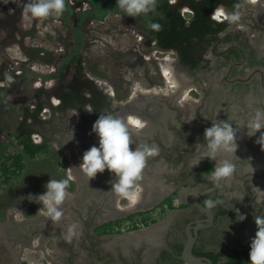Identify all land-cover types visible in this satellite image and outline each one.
<instances>
[{"label": "rangeland", "instance_id": "374dc122", "mask_svg": "<svg viewBox=\"0 0 264 264\" xmlns=\"http://www.w3.org/2000/svg\"><path fill=\"white\" fill-rule=\"evenodd\" d=\"M22 2L0 0V161L3 156L23 152V146L17 144L16 129L24 107L32 110L37 101L42 99L44 102L41 101L43 107L38 123L43 120L50 122L30 127L35 130L30 135L31 143H44L45 151L37 153L32 159H23V170L16 177L10 178L8 183H4L0 176V264H10V249L17 256L18 264H62L63 259H70L71 264H96L90 253L92 240L87 237L90 236L91 228L110 218V215L126 218L136 210L157 204L168 191L165 190V195H159L163 191V184H158V188L153 187L150 195L152 202L147 205L138 204L139 201L131 205L120 199L122 211L113 213L110 210L101 216L99 214V219L95 211H100V208L94 206L93 209V205L91 209L87 207V210L79 211V220L88 223L86 239L83 238L84 234L78 238L79 241L75 237L76 243L73 237L61 249L55 247L52 236H47L43 242L38 234L28 237L30 225L36 223V220L40 229H45L47 223L53 224L42 214L43 206L35 199L46 191L45 186L50 179L72 178L68 188L70 196L62 205L64 217L59 229L62 228L63 234L67 236L71 224H80L70 218L66 203L74 201L79 188H84L85 192L91 190L87 183L88 177L79 169V165L85 151L93 145L99 147L98 136L94 137L98 140H92L90 136V119L87 118L84 124L77 126L80 117L75 110L70 108L63 114L54 113L50 100L57 103L63 90L74 86V80L79 76L76 71L81 69L91 79L105 83L107 89L112 88L115 94L112 103L125 104L129 101L120 109L122 113L119 116H135L147 124L150 121L160 124L164 122L162 118L171 116L178 126L175 130L180 138L192 142L189 163L194 165L196 157L193 155L198 151L195 146L199 138L204 137L201 130L206 129L204 118L208 108L214 110L215 117L223 116L224 121L233 125L237 130V139L245 140L247 127L242 124L257 110L264 109V67H247L244 63L247 53L239 59H231L227 65H221L222 59L210 50L204 55L207 63L189 70L179 61L175 51L157 50L152 46L153 42L142 38L138 26L140 19L145 21L147 16H127L116 7V0H71V3L66 0L67 11L63 16L47 20H36L24 14ZM17 3L21 6H17ZM243 5L239 10L242 14L241 26L226 21L227 30L218 35L212 48L217 54L225 52L228 48L223 41L225 36L240 32L242 38L248 39L255 48L256 58L264 62V0H256L255 5L244 1ZM166 56L170 58L169 63L179 88H170L173 84H169L162 75V67L166 62L160 60ZM76 60L79 62L76 63ZM55 68L64 74L62 87L51 75ZM233 68L236 69L234 75L231 74ZM49 83L51 87L47 88ZM145 91L154 92V95L144 96L142 92ZM183 91L187 94L180 101ZM203 99L206 101L203 102ZM30 122L27 121V124ZM72 133L73 139L70 140ZM137 134H132L135 141L131 145L133 150L136 144L142 142L139 137L143 132ZM256 136L259 138L260 133ZM152 141L149 140L148 144L152 145ZM154 160L155 157L148 161L143 180L139 182L145 195L150 194L152 188L149 178L155 174L152 166L164 167L162 157L156 162ZM221 161L220 156L212 161L213 168ZM8 164H12L11 161ZM175 172V169L168 171L170 176ZM99 174L106 181L109 174L113 173L106 169L89 180H95ZM71 184L73 190H70ZM81 184L84 186L81 187ZM252 192L255 193V190L252 189ZM261 192L257 193V197ZM174 214L175 210L162 212L156 207L151 217L157 225L163 226ZM127 226L122 225L121 230L129 231ZM8 244H11L10 249L5 246ZM65 248L72 250V260L69 257L71 252H65Z\"/></svg>", "mask_w": 264, "mask_h": 264}, {"label": "flooded vegetation", "instance_id": "af4514ba", "mask_svg": "<svg viewBox=\"0 0 264 264\" xmlns=\"http://www.w3.org/2000/svg\"><path fill=\"white\" fill-rule=\"evenodd\" d=\"M166 1L169 4L176 6V8H178L180 12L181 10L185 9V11L181 12L182 14L191 13L188 0H176L175 2L172 1V3L170 2V0ZM235 1L240 3L239 8H243V3L246 0ZM159 2L160 0H158V4ZM221 3L225 6L226 9L228 8V5L226 3ZM247 3L250 4L249 2ZM213 12L209 14L210 19H213ZM146 16L148 17V15ZM145 21H143V18H141L140 25L138 27H141ZM140 33H142L143 39L146 38L148 42H153L152 46L154 48L163 51L157 47L155 38H151L150 36L145 37L144 33L141 32V30ZM230 34L241 35L240 32H232ZM231 37L232 39L234 38L233 36ZM242 40L248 45V47H250V49H255L254 47H252L248 39L242 38ZM226 44L228 45V48L231 47L230 44ZM231 45L236 46V48L240 52V57H243L245 55L242 52V48L240 47L239 43H232ZM247 59L248 58L246 57V61H244L245 64H247ZM223 60L224 59L222 58V61ZM255 60L259 61V58H256V55ZM77 61L78 60H76V63ZM258 67L261 66L253 65L251 68L257 69ZM53 71L54 72L51 75L62 87V78L64 74L59 68H55V70ZM76 72L79 76L75 78L74 86H68L66 89H64L61 95L58 96L59 98L57 99V103H53L50 100L52 108L59 106L62 101L65 100L66 93L68 91L73 92L75 95L69 99V103L77 105L80 108L83 103L82 101L85 100H90L91 102L93 101L94 105L98 107L101 104H99V98H101L100 96H104L105 106L102 108L100 114L111 113L116 117L124 119L125 116H119L122 113L120 109L122 107H125L124 105L126 103H129V101H127L125 104L114 102L112 103V99L115 94L111 87L110 88L112 90L113 96H110L107 93L106 87L97 84L95 80L91 79L89 76H86L81 69H77ZM39 87L38 91L40 90ZM41 91L42 90H40V92ZM97 95H100L99 98ZM40 101L43 100L40 99ZM205 101L206 99H203V102ZM36 105L37 103L35 104L34 108L36 107ZM71 109L75 110V112H77L80 117L77 126H81L82 124H84V122L87 121V118L91 120V125L93 126L95 121L99 118V115L97 117L94 116V108L93 105L91 106V103H86L83 106L86 115H84L81 109ZM67 110L60 113L63 114ZM89 110L92 112H89ZM215 116L216 115L214 114V110H210L208 108V112L204 118L205 122L207 123L206 128L212 126V121H224L223 116ZM162 120L164 122L160 124H154V122L150 121V123L147 124L146 129L144 128L142 130L143 134L139 138H141L142 140L141 144L146 142L148 143L149 140H155L151 143L159 146V155L155 157L154 162L162 157L164 167H159L158 165L152 166L153 172L155 174L152 176V178L149 177L150 185L151 187L158 188V184H163V187H166L168 190V195H166V197L175 194V201L177 202L175 204V206L177 207L175 209V214L171 216L163 226L161 224L158 226L156 225L154 229L150 227L152 230L141 232L136 234L135 236L129 237L125 236V234L129 233V231L123 232L119 235H105V239L103 242L102 240H100L101 236H97L94 233V228L107 221H104L103 223H99L97 225H94L93 223L94 226L91 228L90 236L88 235L87 237L92 240L90 242V253L93 254L92 259L93 262H96V264H184V262L178 260L177 258H175V256H179L181 254L184 243L186 242V227L195 226L197 222H202L206 225L208 224L207 221H205L208 218V215L199 212L198 209L192 205L193 197L197 193H200L204 190L211 189L209 193L201 196L197 200V202L202 207H204V201L206 199H221L223 201V204L218 208H214L211 210L213 214L212 224L198 231V235L192 248V254L195 257L208 258L205 256H196L194 254V251H196L197 249H199L203 253L210 251L218 252L221 250L218 245L219 243L228 242L230 247H233L236 243L243 241L244 239H248L255 233L254 215H264V150L261 149L260 144L256 143L258 139L257 136L249 137L247 135L244 138L245 140H243V138H239L236 140L238 149L235 155L238 159L233 158L234 163L236 164V172L234 174V177L230 181L221 182L220 185H217L214 182L205 180L201 175L197 173L201 171L210 176L212 175V173L207 172L205 164L207 159L202 160L198 165H196V163L194 165L189 163L190 157L192 156L190 151L192 142L187 139L180 138L179 133L177 132V130H175L178 126L174 122V120L171 119V116H165L164 118H162ZM42 122L45 125L50 121L43 120ZM43 123L37 124L41 125ZM204 131L205 128L201 130V133L203 134ZM132 134L139 135L134 129L132 130ZM90 136L92 140H98L94 138L97 135L93 131H91ZM168 136L171 137L169 138ZM198 143H205L204 137L199 138ZM198 154L199 153L197 151L195 155H193L196 157V161ZM220 158L221 160H223L224 156L220 155ZM173 169H175L176 172L173 176H170L168 171ZM102 176V174H99L98 178H96L95 180H87V183L90 186L91 190H89V192H85L84 188H79V190H77L75 193L74 201H71L72 203H66V208L69 209L68 214L70 218L72 217V219L77 220L80 223L78 224L80 226L79 230L82 232V235L84 234V239H86L88 223L81 222L79 220V211L87 210V207H90L91 209L93 205V209L94 206L100 208V211L97 209L95 211L96 217L97 219H99V214L101 216L111 210V203L113 197L115 196L113 192H110L112 190V183L116 180L115 174H109V179H106V181L105 179L102 180ZM82 186L84 185L81 184V187ZM252 189L255 190V193L252 192ZM258 192H261L259 193V197H257ZM189 194L190 197L188 196ZM159 195L161 194L159 193ZM166 197H163V199ZM99 205L101 206L99 207ZM181 205L184 207L180 208L179 206ZM237 210L239 214H243L246 216V219L244 221H237ZM90 220H93L94 222V219L90 218ZM37 222L38 220H36V223L30 225L31 229L29 230L28 237L30 236L31 238V236L34 237L38 234L39 237H41V242H43V240L47 236H52L55 243L54 245L57 249L65 247L68 240L65 238L66 235L63 234L62 228L61 230L59 229L61 227L60 224L50 225L47 223L45 224V226H47L45 227V229H40V226L37 224ZM126 224L124 223L123 225ZM129 225H131V223ZM49 227L52 228V230H50ZM128 227L129 226H127V229ZM146 228L149 227H143V229ZM143 229L141 228L138 230ZM61 240L63 241V246L61 245ZM74 241L76 242L75 237ZM77 241H79L78 238ZM98 241H100L99 246ZM5 246L7 249L11 248V244ZM9 252L12 256L10 258V264H18V261L16 260L17 256L12 253L13 251L11 249ZM65 252H71L69 253V257L72 260V250L70 249L69 251V249L67 250L65 248ZM87 258L89 261H91L89 257ZM69 260L63 259L62 264H71Z\"/></svg>", "mask_w": 264, "mask_h": 264}, {"label": "clouds", "instance_id": "9594fccd", "mask_svg": "<svg viewBox=\"0 0 264 264\" xmlns=\"http://www.w3.org/2000/svg\"><path fill=\"white\" fill-rule=\"evenodd\" d=\"M71 3V0H68ZM17 6H21L17 3ZM158 0H116V7L127 16L136 18L141 15H148L156 10ZM23 12L36 20H47L50 17L60 18L67 11L66 0H27L22 2ZM239 8L240 5H234ZM242 14L239 11L228 12L225 6L219 4L213 12L212 18L218 22L227 21L229 24L241 26ZM152 29L161 30L158 23L149 25ZM89 112H92L89 110ZM147 126L146 121H142L135 116H128L127 119L119 118L113 114H100L99 118L92 126V131L99 138V147L93 145L83 153L82 163L79 169L88 177L93 179L98 173H103L106 169L114 173L116 180L112 183V190L118 198L135 205L140 199L141 188L139 182L143 180L144 170L151 158L159 155L158 145L148 143L136 144L135 150L131 145L135 143L132 139V130L137 133ZM242 126L247 127L249 137L260 136L256 143L260 144L264 150V109L257 110L255 114ZM73 139V133L70 140ZM237 130L228 121H212V126L204 131L205 143H197L198 157L196 165L202 160L215 161L220 155L224 158L219 165L214 166L212 175L209 177L217 185L221 182L230 181L236 172V164L233 158L238 149ZM69 140V141H70ZM67 143V142H66ZM65 143V144H66ZM50 179L46 184V191L35 197L43 206V215L50 219L54 225H59L64 217L62 205L69 198L68 188L70 180ZM260 190V189H259ZM223 204L221 199H206L204 201L205 210L211 212ZM41 211V208L39 209ZM246 216L239 214L237 210V221L242 222ZM257 227L254 238L250 243L249 259L251 264H264V215H254ZM80 226L73 223L67 229L65 237L69 242L73 237L79 238L82 232Z\"/></svg>", "mask_w": 264, "mask_h": 264}, {"label": "trees", "instance_id": "16d2710c", "mask_svg": "<svg viewBox=\"0 0 264 264\" xmlns=\"http://www.w3.org/2000/svg\"><path fill=\"white\" fill-rule=\"evenodd\" d=\"M224 2L228 5L227 10L239 11L241 8H235L234 5L239 4L235 0H188L191 13L182 14L176 6L169 4L166 0H160L156 10L146 18L139 30L144 33L145 37L150 36L155 38L157 42V47L163 51L174 50L179 61L185 65L189 70H193L199 67V65L207 63L204 59V55L207 51L212 50L216 56L223 58L221 65H227L231 59H239V51L236 46L231 45L232 43H239L242 48L243 53H247V67H252L253 65L264 67L263 61L255 60V50L250 49L248 45L242 40V36L239 34H227L224 38V43L230 44L225 52L217 54L216 50H213V44L218 40V35L225 33L228 28V23L218 22L216 20L210 19L209 14L213 12L215 7ZM151 23H158L162 26L161 30L152 29L149 25ZM233 36L234 38L232 39ZM236 69L233 68L231 74L234 75ZM40 91V90H39ZM6 96H10L6 94ZM75 96L73 92L68 91L66 93L65 100L54 108H51L53 112H64L67 109L75 108L81 109L84 115H86L83 106L86 103H91L94 108V116L100 115L104 105V96H99L100 106L96 107L94 102L90 100L82 101L81 108L77 105L69 103V99ZM43 107L41 101H37L36 107L31 111L27 107L22 110V117L19 126L16 129V139L17 144L23 146L22 153H16L11 156H3L0 161V176L4 183H8L9 179L16 177L21 170L24 168L22 160L25 158L32 159L37 153L45 151L46 146L43 144L35 145L30 141V135L35 132V130L30 129L33 125H36L39 121V114ZM31 121L27 124V121ZM219 120V119H218ZM40 123H43L42 121ZM44 124V123H43ZM45 141V140H44ZM11 161L12 164H8ZM206 168L208 173H212L213 166L211 161H206ZM73 184H71L70 190H73ZM175 194H172L164 198L157 206L147 210L135 212L126 218L115 219L107 221L103 224L98 225L94 228V233L97 236H107V235H119L121 234V226L125 221H132L128 229L130 231H136L143 227H149L156 223L151 217V213L156 207H159L162 212L166 210H175L177 207L174 204ZM180 208L184 206H179ZM140 218V221L138 219ZM257 227L255 224V233ZM252 235L248 239H244L236 243L233 247H230L228 242L219 243L220 251L214 252H201L199 249L194 251L196 256L208 257L213 264H247L250 262V243Z\"/></svg>", "mask_w": 264, "mask_h": 264}, {"label": "water", "instance_id": "95a60500", "mask_svg": "<svg viewBox=\"0 0 264 264\" xmlns=\"http://www.w3.org/2000/svg\"><path fill=\"white\" fill-rule=\"evenodd\" d=\"M181 87L183 88L184 84L181 82ZM199 175H201L205 180L210 181V182H214L212 179H210V175L203 173L201 171L197 172ZM215 183V182H214ZM211 191V189L208 190H204L200 193H197L193 199H192V205L198 209L199 212L205 213L208 215V218L205 220L207 221V225L203 224L202 222H197V224L195 226H187L186 227V242L184 243L182 252L179 256H175V258H177L178 260L184 262V264H213L212 261L208 258H203V257H195L192 254V248L194 245V242L196 240V237L198 235V231L201 229H204L206 227H208L209 225L212 224L213 221V214L212 212H209L207 210H205L204 207H202L197 200L209 193ZM204 221V222H205ZM247 264H251V262L247 263Z\"/></svg>", "mask_w": 264, "mask_h": 264}, {"label": "bare ground", "instance_id": "6f19581e", "mask_svg": "<svg viewBox=\"0 0 264 264\" xmlns=\"http://www.w3.org/2000/svg\"><path fill=\"white\" fill-rule=\"evenodd\" d=\"M176 0H173V2H175ZM178 1V0H177ZM247 2H249L250 4H255L256 3V0H246ZM172 3V2H171ZM180 7V6H179ZM183 11H185V9H183ZM153 55L154 54H152V56H151V58H153ZM166 62L165 63V66H163L162 67V75L166 78V80H167V82L169 83V84H173V85H170L169 87L171 88V86H172V88L173 89H176V88H179V85L177 84V82L175 81L176 79H175V77H174V74H173V70H172V68H171V66H170V58L168 57V56H166V57H164L163 59H161L160 60V62ZM97 82V84H99L100 86H103V87H105L106 86V84L105 83H103V82H99V81H96ZM51 84L49 83L47 86V88H50L51 86H50ZM50 86V87H49ZM107 89V88H106ZM107 93L110 95V96H113V93H112V90H111V88H108L107 89ZM142 94L145 96H152V95H154V92H147V91H145V92H142ZM172 94H174L173 92H172ZM187 93L186 92H182V94L180 95V101H181V99L183 100V98L185 97V95H186ZM127 115L124 117V119L126 120L127 119ZM160 194L161 195H165V190H163V191H160ZM120 200V198H117V200H115L116 201V203L118 202ZM115 203V208H116V210H119V211H122V210H120V207H118L117 206V204ZM139 203H141V201H139ZM32 248V247H31Z\"/></svg>", "mask_w": 264, "mask_h": 264}, {"label": "crops", "instance_id": "0c3cea01", "mask_svg": "<svg viewBox=\"0 0 264 264\" xmlns=\"http://www.w3.org/2000/svg\"><path fill=\"white\" fill-rule=\"evenodd\" d=\"M163 190H167V188L166 187H161ZM168 191V190H167ZM150 194L149 193H147L146 195H145V192H143L142 190H141V193H140V199L138 200V201H141V205H147V204H150L151 202H152V200L150 199V195H151V192H153V187L152 188H150ZM166 195H168V194H166ZM166 195H165V197H166ZM117 196L115 195L114 197H113V200H112V203H111V210H112V212L114 213V212H116V211H118V210H116V208H115V203H116V201L115 200H117ZM161 201V200H160ZM120 203H121V200H119L116 204H117V206L118 207H121V205H120ZM159 202H157V204H158ZM138 204H139V202H138ZM157 204H154L153 203V205H157ZM153 205H151V206H147L146 208H143V209H140V210H136V212H139V211H147V210H149V209H151V208H153L154 206ZM111 217L110 218H108L107 220H105V221H110V220H115V219H120V218H122V217H116V216H114V215H110ZM124 218H125V216H124ZM123 219V218H122ZM154 219V218H153ZM138 221H140V218L138 219ZM104 222V221H103ZM103 222H101V223H103ZM129 222H131L132 223V221H125L124 223L126 224H130ZM123 223V224H124ZM122 224V225H123ZM157 225V223H155L154 225H152V226H149V228H146V229H143V230H138V231H132V232H129V233H127V234H125V236L126 237H129V236H135L136 234H138V233H141V232H146V231H148V230H152V229H154L155 228V226ZM158 226V225H157ZM152 229H151V228ZM101 239H105V237L104 236H101V238H100V240Z\"/></svg>", "mask_w": 264, "mask_h": 264}, {"label": "built area", "instance_id": "2783aa9c", "mask_svg": "<svg viewBox=\"0 0 264 264\" xmlns=\"http://www.w3.org/2000/svg\"><path fill=\"white\" fill-rule=\"evenodd\" d=\"M122 231V230H121ZM123 232V231H122Z\"/></svg>", "mask_w": 264, "mask_h": 264}]
</instances>
